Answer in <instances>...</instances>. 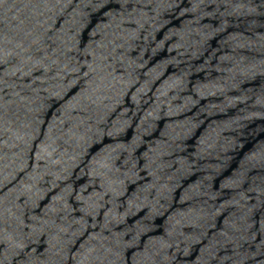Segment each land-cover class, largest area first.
<instances>
[{"label":"water","instance_id":"95a60500","mask_svg":"<svg viewBox=\"0 0 264 264\" xmlns=\"http://www.w3.org/2000/svg\"><path fill=\"white\" fill-rule=\"evenodd\" d=\"M0 264H264V0H0Z\"/></svg>","mask_w":264,"mask_h":264}]
</instances>
